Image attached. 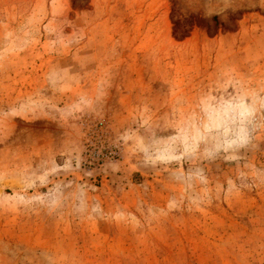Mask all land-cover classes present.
Returning a JSON list of instances; mask_svg holds the SVG:
<instances>
[{"label": "rangeland", "instance_id": "1", "mask_svg": "<svg viewBox=\"0 0 264 264\" xmlns=\"http://www.w3.org/2000/svg\"><path fill=\"white\" fill-rule=\"evenodd\" d=\"M0 264H264V0H0Z\"/></svg>", "mask_w": 264, "mask_h": 264}, {"label": "trees", "instance_id": "2", "mask_svg": "<svg viewBox=\"0 0 264 264\" xmlns=\"http://www.w3.org/2000/svg\"><path fill=\"white\" fill-rule=\"evenodd\" d=\"M181 24H182V23H181V22H179V25H180V26H181Z\"/></svg>", "mask_w": 264, "mask_h": 264}]
</instances>
